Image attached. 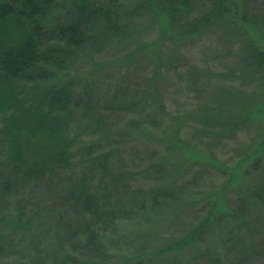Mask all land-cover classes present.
<instances>
[{"label":"trees","instance_id":"1","mask_svg":"<svg viewBox=\"0 0 264 264\" xmlns=\"http://www.w3.org/2000/svg\"><path fill=\"white\" fill-rule=\"evenodd\" d=\"M63 3L66 9L55 12ZM152 26L174 46L170 56L159 40H142ZM249 28L264 36V0H0V264H34L31 258L40 256L43 264H199L200 258L201 264H249L264 257V138L230 166L225 190L237 197L226 214L214 193L223 183H200L202 170L221 167L193 142L202 131L232 139L256 120L260 90L243 87L250 76L264 75V47ZM216 30L242 42L226 71L235 73L231 79L185 54L186 45ZM127 42L135 49L127 57L141 51L157 67L144 86L111 70L100 75L110 63L78 70L85 58ZM170 69H180V84L201 98L194 107L166 106L168 79L160 75ZM119 112L132 120L118 125ZM136 141L141 157L130 169L127 147ZM235 171L250 173L247 187ZM71 173L80 184L70 186ZM56 177L59 192L68 185L80 204L95 209L88 218L75 219L76 211L69 219L98 228L90 231L106 241L96 240L98 257L68 258L60 248L49 258L42 229L47 225L49 234L51 221L67 217L55 207L62 202L53 205L45 196ZM229 215L242 218L231 231ZM217 227L223 228L217 233ZM55 235L63 236L59 229Z\"/></svg>","mask_w":264,"mask_h":264},{"label":"rangeland","instance_id":"2","mask_svg":"<svg viewBox=\"0 0 264 264\" xmlns=\"http://www.w3.org/2000/svg\"><path fill=\"white\" fill-rule=\"evenodd\" d=\"M133 0H123L124 3L127 5H130ZM66 3H63L59 8L56 9L55 12H63L66 8ZM156 26H152L149 28L148 32L142 36V40L148 41L150 43H153L157 40H159V33L156 31ZM218 33H217V32ZM213 32V34H207L205 36H202L198 38L197 40H194L193 45L188 44L185 46V54L186 57L191 60L194 64H197L201 67H208L215 70H223L227 78H233L235 77V73L226 74V71H231L233 67V61L235 58V52L238 49L239 46H241L242 42L235 37V35L226 37L223 31L216 30ZM248 32L250 36L253 38L254 41L257 42V44L262 45L264 47V36L259 35L256 31L253 29H248ZM160 44L162 46L160 47L162 54L165 55L166 53L170 56L174 46L168 44L164 40H159ZM127 43H118L115 48L113 49H107L105 52L98 53L96 57L92 58L91 60H88V58H85V62L80 64L78 70H85L89 69L92 62H101V63H110L113 64V66H107L102 67L99 71L100 75L106 74V72L110 71V73H116V75L123 74L126 77H129V81L134 82H140L142 86H144V82L146 80L147 76L152 75L153 72H156L157 67L155 65L150 64V60L147 61L146 59H151L146 54H144L141 51H138V53H134L135 56L127 57V55L134 49V45ZM185 45V44H184ZM121 46V49H117ZM135 51V49H134ZM212 51H215V54H211ZM82 55H85L83 52ZM125 58V59H124ZM91 59V58H90ZM140 59L142 61H140ZM152 60V59H151ZM120 61L121 63L117 65V62ZM114 69V70H113ZM181 69V68H180ZM179 69V70H180ZM179 70L170 69L168 72H162L160 77L164 80L165 78L168 79L166 82V85L164 89L162 88V92L164 93L166 106L169 107L170 111H175L178 108H181V111H185L186 109L190 107H194L198 101H200V97L197 96L195 92H189L187 90L185 84H180V77L181 74ZM183 71V70H181ZM0 73V81H2L3 78H1ZM98 73L94 76H92L93 81L100 82V80L97 79ZM61 79L63 77H60ZM239 82V81H238ZM85 83H90V80H87ZM226 83L230 84V82L227 80ZM246 85L243 87V90H248L250 92H256V90H260L258 95L262 97V99L257 100L254 102L256 105L254 107H257L258 113L254 114L256 117V120L254 122H250L247 125L244 126L243 131H240L237 135H235L232 139L224 140V138H215L212 136V138L208 135H204L205 133L197 132L196 136H194L193 142L198 147L199 151L202 153L204 157H214L215 162L219 164L220 168L212 167V169H209L208 171L202 170V179L200 180L201 185L210 188L213 186H220L218 189L214 191L216 193L217 199H220V202L218 205L220 206L221 211L223 214H226L227 211L230 208V212H233V209L230 205L234 204L236 200L237 193H226L225 186L226 183L229 182L228 180L231 178L232 174L230 173V166L234 165V163L239 160L246 149H250L254 145H256L257 142L261 141L264 138V75L262 73H259L256 77L250 76L249 80L245 82ZM215 84V83H214ZM103 86H106L103 85ZM111 86V85H110ZM100 88V87H98ZM213 90V89H210ZM242 90V89H240ZM83 106L81 105V107ZM120 114H123V118H118V125H126L130 120H132V116L129 113L126 112H119ZM136 118H139L136 116ZM108 120V119H107ZM112 122V119L109 120ZM167 122V121H166ZM165 122V123H166ZM150 125V124H149ZM212 128H209L211 130ZM162 131H158L160 133ZM208 134V132L206 133ZM183 135L188 138L190 137V134H187L183 132ZM127 141V137H126ZM243 143V144H242ZM245 144V145H244ZM142 147V146H141ZM139 148H140V142H134L133 145H129L127 147L128 152L126 153L128 157H130L132 162L130 163L129 168H133L135 166V159H139L141 156H138L139 154ZM141 149V148H140ZM144 150V153L146 152V147H142ZM212 158V159H214ZM206 163V159L204 160ZM204 166V165H203ZM80 169L78 171L73 172V175H78L80 173ZM240 172L243 176L242 181V187H247L248 183L250 182V173L245 175L241 171H235ZM193 174V172H192ZM18 175V174H17ZM72 176V173L70 174ZM22 180L23 178L18 175ZM255 175L254 180L255 181ZM61 178V177H59ZM73 181L71 182L70 186H75L80 184V182L77 180V177L72 176ZM57 177L52 183H46L49 185V188L53 190L48 195L45 194L50 199L51 204H55L56 202H62V205L55 204L56 209L58 211L65 212L67 214V217L63 220L59 219L58 224L56 222H52L51 224L54 226L52 227V231L47 234V231L45 230V225L42 229V232L45 234L44 237V244L47 246V249L49 248L51 251V255L49 258L53 259L54 254L58 252L61 248L62 252L65 254V256H78L83 259L84 257H98L102 254V248H100V244L102 242L97 241H103V239L100 240L101 232L98 234L92 235L90 231L92 230H98L95 226H79L73 222V220H70L69 218L73 216V213L76 211H80V215H74L73 217L77 220L82 216V218H88L90 215H92L95 211L94 208H88L85 204H80L82 200L78 199V197H73V191L72 187L66 186V189L63 191H58V188L61 187V185H57ZM23 184H25V181H22ZM56 182V183H55ZM65 183H63L64 186ZM235 185V184H233ZM44 188L42 189V192H44ZM220 191V193H219ZM21 194L20 192H17ZM37 194V193H35ZM35 194H31L30 198L38 203L36 201L37 197ZM58 194H66V196L63 199H58ZM246 194V191L244 192ZM68 195L72 196V201L65 202V198H69ZM45 196H43L44 199ZM53 198H56L55 200H51ZM53 202V203H52ZM55 202V203H54ZM84 210V211H82ZM241 216V215H240ZM229 222L226 223L225 228L227 230L232 229L233 225L239 224L242 221V218H235L231 215H229ZM58 221V220H57ZM83 225V222L80 223ZM85 224V222H84ZM84 232H79V228ZM223 227H217V233L218 231ZM60 230V232L63 234L61 238L57 237L55 235V230ZM110 232V231H109ZM36 233V232H34ZM85 233V234H84ZM105 234V233H102ZM48 235V236H46ZM28 237V235H27ZM26 237V238H27ZM33 234L29 235V238L27 239V242L32 241L30 244L32 247L35 246V239H32ZM112 241H116L112 239ZM106 242V241H103ZM110 245V243H109ZM109 245H105V249L107 250ZM29 247L27 252L29 253L28 259L30 260L29 256L31 255L34 248ZM112 247V246H111ZM205 247V246H202ZM34 264H43L45 261L43 257H32ZM42 260V261H41ZM103 259L100 258V262H102ZM202 258L198 259L197 262L201 264ZM205 259L203 260L204 263ZM256 262V263H255ZM73 262L70 261L69 264H72ZM202 263V264H203ZM249 264H264V257L256 259L253 263Z\"/></svg>","mask_w":264,"mask_h":264}]
</instances>
